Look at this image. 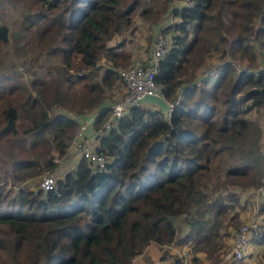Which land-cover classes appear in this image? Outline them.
I'll list each match as a JSON object with an SVG mask.
<instances>
[{"label":"trees","instance_id":"16d2710c","mask_svg":"<svg viewBox=\"0 0 264 264\" xmlns=\"http://www.w3.org/2000/svg\"><path fill=\"white\" fill-rule=\"evenodd\" d=\"M177 1L168 11L171 0H0V8H21L10 32L0 23V47L35 44L18 57L32 91L20 86L0 109V264H130L149 242L219 260L244 209L239 190L264 175L260 132L245 117L264 106V71H231V59L252 63L254 49L264 63V0ZM138 8L150 22L167 12L177 19L161 30L168 48L154 74L166 101L178 96L168 120L158 107L131 106L95 137L102 169L79 157L52 189L20 186L67 156L76 119L55 107L97 110L93 129L104 121L101 91L119 79L108 68L95 80L97 62L116 63L107 43ZM214 53L225 65L196 82L202 57ZM182 221L188 229L179 236Z\"/></svg>","mask_w":264,"mask_h":264},{"label":"rangeland","instance_id":"374dc122","mask_svg":"<svg viewBox=\"0 0 264 264\" xmlns=\"http://www.w3.org/2000/svg\"><path fill=\"white\" fill-rule=\"evenodd\" d=\"M180 2L177 0H171L169 3L168 11L171 9L174 5L179 4ZM20 7H13L11 5H5L2 8H0V23H3L7 26L8 31L10 32L12 29L16 27L17 19H18V13L20 11ZM141 8H138L132 16V23L129 28L124 30L120 35L114 36L111 40L108 41L107 45L114 49L117 53H119V58H117L115 61L116 63L113 64L111 61L107 60L104 55H101L96 66V76L95 80L99 81V76H101L105 69L112 68L117 71L127 67L128 65L134 63V62H145L151 51L152 41L155 37V35L158 33L161 37H164L168 43L169 41V34L162 32V28L166 25H168L172 21H176V17L170 14V12L164 13L157 21L150 22L147 19L140 16L139 11ZM35 50V44L29 43L25 44L22 48H12L11 45H7V47H0V70L2 68L6 67L7 71L6 73H0V78L2 77H11L12 79H6L4 82V86L6 87L3 91H1L3 95L2 98H0V109L4 106L6 102L14 103L21 95L20 86L26 87L30 89L28 79L30 77V71L26 67L25 64L21 63V60L18 59L19 54H29V51ZM216 53L214 54H205L202 57V62L200 65L194 70V77L196 78V82L203 76L204 72H208L210 68L214 67L217 64L216 60ZM253 62L250 63L247 56H242L240 58L231 59V61L235 64H237L242 69H247L249 72L254 73L256 70L260 71L264 67V63L261 62V57L259 53L254 49L253 50ZM10 64H13L14 66H9ZM30 68V67H29ZM31 68H34L32 65ZM233 68V67H232ZM211 70V69H210ZM233 73L237 72V69L233 68L231 70ZM189 73V72H188ZM210 80V79H208ZM211 81V80H210ZM199 85V84H197ZM10 86L9 90L7 88ZM104 87V86H102ZM32 91V89H30ZM122 93V86L121 83L117 80H115L114 83L110 87H104L101 91L102 96V105H105L108 107V105L115 100L120 94ZM241 94V92L239 93ZM151 105L152 107H156L153 104L150 103H143ZM108 109V108H107ZM54 111H60L65 114H68L71 117L79 116L87 111H90L89 108H83L79 112H75L74 110H68V109H62V108H54ZM109 114V112H108ZM108 114L104 118V120L107 118ZM245 117L255 123L259 129V136L257 139V146L259 148L261 136L263 135L264 131V106H260L258 109L252 108L250 109L246 114ZM75 128V127H74ZM74 132V129L72 131L71 136L67 140V143L69 142L70 138L72 137ZM56 161V169L52 171V174L54 178H58L64 171L67 169V162L68 160L66 157L58 158L57 156H54ZM264 163V160H263ZM50 171H44L40 173L39 175L29 178L23 182L20 183V186L23 187H29L31 189H34L36 187H39V182L42 177V175L49 173ZM261 184L257 187H246L245 189L239 190V202H243L244 209L241 212V217L239 220L238 226L242 224H249L251 222H256L257 224L261 223L260 221H264V213H259L258 206L259 203L262 201V198L260 195H257L255 192L257 189H264V175L261 179ZM1 184V182H0ZM6 188H12L15 189V186H11L9 183H5ZM238 210V207H236ZM179 236L184 233L185 227L183 221L179 223L178 228ZM229 247V243H226V246H223L221 248V254L219 260L217 262L215 261H201L198 260L197 262H191L192 264H228L231 258H224L223 254ZM174 249V250H172ZM188 246L186 244H183L179 248L175 246L174 243L170 244L169 247H162L160 249V255L164 256L165 258L169 259V264L174 261L175 257H180L182 255L188 256L190 259L192 258V253L187 250ZM146 263V254L143 252L139 255H136L133 257L130 264H145Z\"/></svg>","mask_w":264,"mask_h":264},{"label":"built area","instance_id":"2783aa9c","mask_svg":"<svg viewBox=\"0 0 264 264\" xmlns=\"http://www.w3.org/2000/svg\"><path fill=\"white\" fill-rule=\"evenodd\" d=\"M183 2L186 4L191 3L190 0H184ZM167 48L168 43L166 39L157 33L152 41L150 55L144 64L136 61L118 70V79L122 86V93L108 105L109 114L97 129L92 128V120L97 114V110H90L76 116V118L74 117L76 119V124L73 135L67 143V156L73 155L75 159L82 157L92 169H102L105 159L102 154L94 150L96 135L110 128L116 119L127 112L129 107L143 103L139 100L144 95H155L166 102L167 108L163 111L165 119L168 120L169 112L178 102V96H176L173 101H166L162 96L160 86L154 81L155 66L163 57ZM224 65L225 62H217L214 67L210 68L211 70L209 69L208 72L203 73L201 79L215 76L219 67ZM231 66L237 70L239 68L237 67L238 65L233 62H231ZM244 69L240 68L239 70ZM260 71H264V67ZM259 150L264 160V131L261 136ZM56 160L57 159L54 158L55 162H57ZM73 166L74 162L71 163V160L68 159L66 170L72 169ZM54 182L55 178L52 171H50L42 175L39 188L44 191L52 189L54 187ZM255 193L260 195V197H264V189L262 188L257 189ZM259 237H264V225L260 226L256 222H251L249 224L241 223L233 230L229 247L224 252L223 257L234 260L243 259L247 255L249 244L253 239ZM262 239L264 241V238ZM175 264H191V260L188 256L182 255Z\"/></svg>","mask_w":264,"mask_h":264},{"label":"crops","instance_id":"0c3cea01","mask_svg":"<svg viewBox=\"0 0 264 264\" xmlns=\"http://www.w3.org/2000/svg\"><path fill=\"white\" fill-rule=\"evenodd\" d=\"M66 159L71 160V163L76 161V159L73 155L72 156H70V155L66 156ZM241 212L242 211H239V217H241V214H242ZM258 214H260V213H258ZM259 222L264 223V221L262 222L260 220H259ZM184 227H185V230L188 229L186 227V225H184ZM232 233H233V230L231 231V236L226 241V243H230ZM182 245L183 244H181V245L175 244V246H177L178 248ZM169 246L170 245H168L166 247H169ZM161 248L162 247L157 246L155 243L149 242L142 251V253L144 252L146 254V263L145 264H169V259L165 258L164 256L162 257L160 255V249ZM172 250H174V249H172ZM191 253H192V257L193 256L197 257V261L198 260H201V261L202 260L203 261L208 260V258L201 251L191 252ZM228 262H229L228 264H264V241H263V239H259V240L253 239L252 242L249 244L247 255L243 259H239V260L230 259V261H228Z\"/></svg>","mask_w":264,"mask_h":264},{"label":"water","instance_id":"95a60500","mask_svg":"<svg viewBox=\"0 0 264 264\" xmlns=\"http://www.w3.org/2000/svg\"><path fill=\"white\" fill-rule=\"evenodd\" d=\"M139 101L143 103L153 104L161 110H165L167 108L166 102L162 98L155 95H144L140 98Z\"/></svg>","mask_w":264,"mask_h":264}]
</instances>
